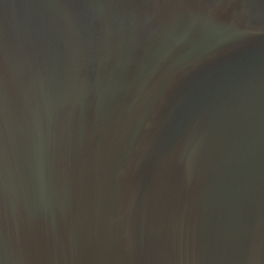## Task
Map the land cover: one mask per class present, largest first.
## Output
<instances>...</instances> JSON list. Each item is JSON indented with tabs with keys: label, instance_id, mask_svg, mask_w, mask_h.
Returning a JSON list of instances; mask_svg holds the SVG:
<instances>
[{
	"label": "water",
	"instance_id": "95a60500",
	"mask_svg": "<svg viewBox=\"0 0 264 264\" xmlns=\"http://www.w3.org/2000/svg\"><path fill=\"white\" fill-rule=\"evenodd\" d=\"M0 264H264V0H0Z\"/></svg>",
	"mask_w": 264,
	"mask_h": 264
}]
</instances>
